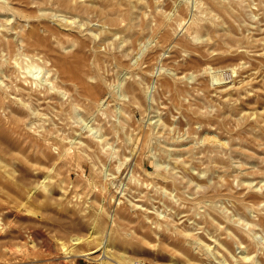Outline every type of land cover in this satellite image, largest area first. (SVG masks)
I'll use <instances>...</instances> for the list:
<instances>
[{"label": "rangeland", "instance_id": "374dc122", "mask_svg": "<svg viewBox=\"0 0 264 264\" xmlns=\"http://www.w3.org/2000/svg\"><path fill=\"white\" fill-rule=\"evenodd\" d=\"M76 58L101 85L91 98L63 75ZM119 198L176 199L218 256L264 260V0H0V264H101L104 252L65 245L87 236L101 205L121 210ZM125 236L140 243L122 246L135 259L176 252L154 232Z\"/></svg>", "mask_w": 264, "mask_h": 264}, {"label": "bare ground", "instance_id": "6f19581e", "mask_svg": "<svg viewBox=\"0 0 264 264\" xmlns=\"http://www.w3.org/2000/svg\"><path fill=\"white\" fill-rule=\"evenodd\" d=\"M198 25H199V21L196 18H194L186 26L187 27L186 29H188V32H189L190 30H194L196 27H198ZM47 27H49V26H47ZM51 29L52 28H50V30ZM29 32L33 35L37 34V31L35 28H31L29 30ZM6 44L9 45L10 43L8 41H6ZM25 59H26L25 64L28 65L27 67H29V65H31L34 62V59L31 57H25ZM59 60L62 61V59H59ZM82 63H83V60L81 58H76L75 61H71V62H63L61 64L62 71L64 72L63 75L67 79L74 81V83L77 86V90H78L79 94L91 98L101 88V85L98 82H88L86 79H84V77L82 75V71H83ZM215 71L216 70H211L213 75H215V79L220 80L221 78H223V76L221 77V76L216 75ZM232 71H234L233 68H232ZM214 81H216V80H214ZM37 82L38 81L35 78L34 86H36V84H38ZM39 83H41V80L39 81ZM32 84H33V82H32ZM40 87H41V85H40ZM53 87H54V85H52V84L51 85L45 84L42 89L39 88L38 91L34 90L33 93H35V95H36V100L38 101V99H40L39 102H44L45 97L52 95V94H50V92H51L50 89ZM129 87L132 91L136 90V86L134 84H130ZM41 91H43L42 96L40 95ZM61 91L63 92L62 89H59V92H61ZM75 98L76 97H73V99H75ZM54 104L56 106H58L61 110L68 108L69 106L71 107L73 105V103H71V102L66 103L65 100L55 102ZM32 110H33L32 112H34V109H32ZM19 112L22 114H25V115L31 114V112H29L27 110H21ZM36 113H37V111H36ZM7 122L11 125L14 132H16V133L21 132V130L18 127L24 121L20 116L7 117ZM90 128H92V127H90ZM95 131L96 130L92 131V133L96 135L95 137L98 136V138H99L98 140H101L100 137L102 136V134L101 133L96 134V133H94ZM40 135H41V137L48 139V140H49V137H51V133H49L48 131H43V130L40 131ZM66 149H69V148H66ZM66 149H65V151H66ZM80 155L81 154L79 153V156ZM115 187L118 188L119 186L115 185ZM119 189H121V188H119ZM118 203L120 205L121 210H118L116 207L115 208L113 207V209L103 208L101 205V207L98 208L97 211H94V213H93L94 218L90 224V230L88 229L89 231H88L87 236H82L79 234L74 235L73 237H71L74 239V240L72 239L73 240L72 242L74 243V244H72V246L68 247L67 245H65V242L62 243L63 245H65L66 249L68 248V251H70L71 253L72 252H75V253L79 252V253H82L85 255H91L96 250H100V251H102V253L103 252L105 253L104 254L105 257L100 256L101 259H99V263H101V264H133L135 261V258L125 248L127 246L131 247L133 245H136L139 247L140 243H138L139 242L138 239H136L137 242H134V241H132V238L131 239L126 238L125 234L130 235L132 232L138 233V231H140V233L143 234V236L145 238H148L150 236V233L154 232V234H155L154 240L156 239V236L158 238H160L159 242H161V237H163L165 240L169 239L170 244L172 243L173 246L175 247V250H173V251H176V252L172 253L169 257H167L165 255L167 258L164 256L166 258L164 263H160L159 261L154 260V262H153L154 264H205L203 261L204 260L207 261V259H210V258H212L211 262H213V264H217L216 262H224L225 264H231L232 263L228 260L229 256H227V257L226 256L225 257L224 256H218L215 252L216 249H215L214 245H211V243H207L204 241V239H203L204 235H202V234H203V230L205 228L204 227H203V229L201 228L202 226L199 225L198 220L197 221L195 219H193V220H187V219L180 220L181 216H178V214H180L181 210L178 206H176V199H170L168 201L163 200L161 202V206L155 204V202L153 200L150 201L149 203H147V202H145V203L144 202H140V203L139 202H131V205H128L127 203L124 202V200L119 198ZM121 203H122V205H121ZM167 210H168V212H166ZM117 217L127 220V223L125 222V225H129L130 224L129 222H134V224H131L129 226V229L125 230L124 226H122L119 222L118 223L116 222ZM119 224L121 225V229H123V232L120 231L117 234L111 233L112 230L113 231H115V230L119 231L120 230ZM115 226H116V228H114ZM103 227L104 228L106 227V229H104ZM104 230H105V233H104ZM208 232H211V231H208ZM206 235H208V234H206ZM211 235H213V234L211 233ZM211 235H210V237H212L214 239V241L218 239L217 237H213ZM208 236H206V237H208ZM210 237H208V238H210ZM158 238L156 239V241H158ZM208 238H205V239L208 240ZM210 240H211V238H210ZM140 241L144 242V240H142V239ZM169 241H167V242L169 243ZM217 241H218L217 243L222 244V246H224L229 251L228 253H231V256H233L234 259H239L235 255V253L231 252L230 248L228 247L229 245L224 243L225 241H221V240L220 241L217 240ZM91 242H96L97 247H91L90 245L89 246L91 248H88V249L87 248L86 249H84V248L80 249L77 247L78 245H79V247H81V246H83L82 244H84V243L90 244ZM142 245H143V243H142ZM153 245H156V244L153 243ZM122 246L123 247L125 246V248H123ZM131 248L133 249L136 247H131ZM204 248L206 249V251L209 250V254L205 257L206 259H204V258H202V256H200L203 254ZM244 249H245V247H244ZM216 251H218V250H216ZM244 251L245 250L241 251V253ZM171 252H172V250H171ZM72 254H74V253H72ZM179 254H181V255L183 254L185 258L184 259L180 258ZM198 254H199V256H198ZM211 254H212V256H211ZM191 256H195L197 258V260H193L191 258ZM240 258L249 259V258H251V254L245 252V254L240 255ZM138 260H143V259L138 258ZM226 261H229V262H226ZM253 261H256L255 264H264V260H261V259H258V260L256 259Z\"/></svg>", "mask_w": 264, "mask_h": 264}, {"label": "built area", "instance_id": "2783aa9c", "mask_svg": "<svg viewBox=\"0 0 264 264\" xmlns=\"http://www.w3.org/2000/svg\"><path fill=\"white\" fill-rule=\"evenodd\" d=\"M133 264H154V263L151 262V261H148V260H138V259H135V261H134Z\"/></svg>", "mask_w": 264, "mask_h": 264}]
</instances>
